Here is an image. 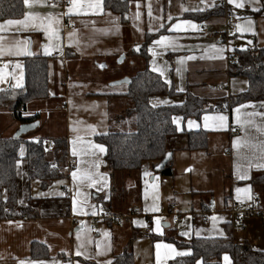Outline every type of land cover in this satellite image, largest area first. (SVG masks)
<instances>
[{"label":"crops","instance_id":"1","mask_svg":"<svg viewBox=\"0 0 264 264\" xmlns=\"http://www.w3.org/2000/svg\"><path fill=\"white\" fill-rule=\"evenodd\" d=\"M95 2L80 0L83 6L80 13L66 14L70 5L67 6L64 13L72 28L63 31L64 18L50 13L56 8L49 0L35 3L30 0L31 6L24 4L22 17L13 20H22L28 13L38 17L36 26L30 24L25 29L5 25L0 31V90L23 85L24 59L30 54L19 53H29L30 49L32 55L49 58L48 88L52 79L63 90L53 104L51 123L45 120V133L33 134L31 130L23 135L50 140L49 159L57 161L62 174L42 188L39 180L29 178L27 162L19 159L17 203L21 206L30 203L35 216L0 219V264H112L115 256L125 251L132 253L134 264H168L183 256L177 253L190 252L187 247L165 240L167 237L183 241L192 237L228 238L264 250V219L236 222L227 211L233 200L264 209V100L211 109L197 118L175 116L178 133L165 140L170 173L155 169L160 162L148 161L136 171L111 172L103 158L105 151L100 152L96 146L105 147L96 138L111 131L131 130L128 120H116L129 102L124 96L88 93L80 84H72L68 77V72H79L83 63L101 66L107 56L115 55L116 59L123 55L118 60L122 63L131 54L137 57L135 68L108 78L107 86L123 85L125 82L110 83L148 67L160 73L164 82L179 93L189 92L209 100L237 95L247 89L248 82L244 76L230 75L227 57L237 49L264 48V0H237L243 7H236L229 0H133L125 18L104 10L102 0L98 8L87 7ZM218 5L224 14L231 11L235 15L234 29L225 30L223 13L205 21L184 17ZM181 6L188 10L182 11ZM57 20L59 23H55ZM184 21H191L196 28L168 30ZM163 28H167L166 32L151 37L146 45L147 61L139 54L140 47L146 36ZM162 35L175 41L176 47L154 44ZM216 40L222 43L217 44ZM106 65L103 63L101 67L104 69ZM149 99L152 106L181 104L185 100L184 95L158 94ZM27 103L21 116L38 114L40 126L42 116L51 110V103L46 98ZM221 115L226 117L223 124L216 119ZM21 124L12 111L0 108V137L10 138ZM47 124L51 132L47 131ZM183 130L206 131L207 147L188 150ZM57 141H64V154L58 150ZM22 149L24 155L25 148ZM71 159L76 163L71 165ZM74 171L78 176L75 182ZM84 174L93 179L80 180ZM68 190L70 196L66 197ZM171 203L178 204L177 222L168 211ZM153 208L157 210L152 211ZM101 212L114 218H102L91 230L92 216ZM32 242L45 245L48 256L32 258ZM219 264H233L230 254L224 253Z\"/></svg>","mask_w":264,"mask_h":264},{"label":"trees","instance_id":"2","mask_svg":"<svg viewBox=\"0 0 264 264\" xmlns=\"http://www.w3.org/2000/svg\"><path fill=\"white\" fill-rule=\"evenodd\" d=\"M103 8L121 18L129 12L130 2L133 0H102ZM24 0H0V21L19 19L24 10ZM264 12V9H262ZM224 14L221 6H214L204 11L185 14L186 19L205 21L213 15ZM145 37L139 54L146 58L145 48L149 39L161 33ZM237 59L230 63L229 73L232 76H244L248 87L237 95H228L218 99H206L193 96L189 92L179 93L166 84L160 73L148 67L139 70L126 83L124 93H110L124 96L130 102L118 116V121L128 120L131 130L122 133L111 131L108 134L97 136L96 140L103 144L106 165L111 172H127L138 170L143 162H161L167 154L166 138L178 133L174 124V117H200L207 111L225 109L245 101L264 100V48L237 49ZM48 56L39 54L30 55L24 60V82L20 87H10L0 90V108L12 111L14 118L22 124L38 121V114L22 117L27 102L45 99L50 96L48 88L49 74ZM158 94L165 96H182L185 100L181 104L152 106L150 97ZM187 149L198 151L207 147V132L204 130L186 131ZM44 138H28L25 136L10 138L0 137V219H19L35 216L31 204L21 206L17 203V162L19 159L27 162V174L30 179L40 181L42 188L47 187L50 181L61 176L60 166L56 160L49 159L47 149L43 145ZM58 150L65 153L64 141H57ZM25 148L24 155H20L21 148ZM167 162L160 170L161 173H170ZM108 214V213H107ZM165 240L174 242L178 247L189 248L187 255L178 256L168 264H219L224 253L230 254L233 264H264V250L254 249L249 243H234L228 238L192 237L183 241L175 237ZM31 257L43 258L48 256L45 245L31 243ZM112 264H134V257L129 251L115 256Z\"/></svg>","mask_w":264,"mask_h":264},{"label":"rangeland","instance_id":"3","mask_svg":"<svg viewBox=\"0 0 264 264\" xmlns=\"http://www.w3.org/2000/svg\"><path fill=\"white\" fill-rule=\"evenodd\" d=\"M105 45V44H103ZM109 44H106L105 46H108ZM131 55V54H130ZM128 54V56H125L126 58L123 59L122 63H118L119 59H122L123 55H118L115 58V55H109L107 56L105 60H102L103 62L101 63V66L103 65V63H107V67L106 68H102L101 66H99L98 64H92L89 63V65H87V63H83L82 66L80 67V71L77 73H70L68 72V77H69V81L73 84V83H78L80 84V87H83L82 90H85L88 93L91 94H96V93H105V94H109L110 91H115L116 93H123L125 87V83L123 85H119V86H114V87H109L107 86V84L105 83V80H108V78L110 77H117L120 74L124 73V71H131L133 70V68H135V62H137V57H135V55L130 56ZM114 61V64H112V60ZM51 62L54 61V59L50 60ZM56 61V60H55ZM134 63V64H132ZM61 68V67H60ZM131 74L129 75V77L135 75ZM168 75V74H167ZM166 79L167 77L165 75H163ZM126 77V76H125ZM128 77V76H127ZM50 96L48 98H46L47 102L51 103V110H47L45 115L42 116L41 119V123L40 126L38 125L35 129H33V134H41V133H45L43 130V128L46 126V119H48L47 121H49V123H51V119L53 117H51V111L52 113H54V108H53V104L58 102L59 99V95H61L63 93V90H61L59 88L58 83L54 85L53 80L51 79V85H50ZM111 92V93H112ZM127 100V99H126ZM130 102V100L128 101ZM116 107V103H112L111 108L114 109ZM53 108V109H52ZM18 120V119H17ZM2 124V123H1ZM48 125V124H47ZM47 128V127H46ZM51 127H49L48 125V132L50 131ZM167 204V203H166ZM165 204V205H166Z\"/></svg>","mask_w":264,"mask_h":264},{"label":"built area","instance_id":"4","mask_svg":"<svg viewBox=\"0 0 264 264\" xmlns=\"http://www.w3.org/2000/svg\"><path fill=\"white\" fill-rule=\"evenodd\" d=\"M49 2L52 6L56 8L55 10H52L50 13L64 18L63 26H62L63 31L72 28L71 24L68 22L65 16V13H64L65 8L70 5V0H49ZM235 24H236L235 15L231 11H225V14H224L225 30L228 31L230 29H234L236 27ZM216 43L221 44L222 41L216 40ZM236 59H237V54L234 52H230L227 57L228 62L233 63L235 62ZM49 144H50V140L43 141V145H45L46 149L49 148L50 146ZM75 163H76V160L71 159L70 164L73 165ZM65 196L66 197L70 196L69 190L66 192ZM177 207H178L177 203H171L168 209L169 213L170 214L172 213V215H174V218H173L174 222L178 221L177 213L175 212V209ZM227 211H229L233 220L236 222L242 221L244 219H257V218L264 219V209L258 207L257 205L255 206L252 203L239 202V201L233 200L231 201ZM102 218H114V216L107 214L105 212H101L99 214L92 216L90 229L94 230L96 225L100 222Z\"/></svg>","mask_w":264,"mask_h":264},{"label":"snow or ice","instance_id":"5","mask_svg":"<svg viewBox=\"0 0 264 264\" xmlns=\"http://www.w3.org/2000/svg\"><path fill=\"white\" fill-rule=\"evenodd\" d=\"M36 0H31V3H35ZM31 3H30V0H24V4L25 6H31ZM229 3H232L234 4L236 7H243V3H238L237 0H229ZM87 7L89 8H98L100 7V0H96V2L94 4H88ZM182 8V11H187L188 9L184 8L183 6H181ZM199 10H202V9H199ZM83 11V6L81 5L80 3V0H70V6L68 7L67 9V13L66 14H71V13H80ZM151 15V12L149 13ZM36 19H38V17H35L33 15H30L28 13H25L24 15V19L22 20H13V19H9V20H6L4 22V24H0V31H3L5 29V25H17V26H23L25 29L29 27V25L31 24L32 26H36L35 25V21ZM49 21H50V24H49V28H51V17L48 18ZM169 20L172 19L171 16L168 17ZM55 23H59V21H55ZM184 26H190L192 29H195L196 28V25L192 24L191 21H184L183 24H175L173 25L171 28H169L168 30L169 31H179V30H182L184 28ZM161 27H163V25H161ZM53 35H55V32L53 31ZM154 44H157V45H161V46H164V47H172V48H175L176 47V44H175V41H173L170 37L168 36H161L159 40L157 41H154ZM19 54H23V55H27V54H30L28 53L27 51H23ZM188 59H193V57H188ZM244 107V106H242ZM255 115V114H253ZM205 119L207 120L208 117H205ZM217 120H219L221 122V124H223V122L226 120V117L221 115V116H218L216 117ZM189 124L191 125L192 122L190 121ZM236 146V142L234 141V147ZM96 147H99V150L100 152H104L105 149L102 147V146H96ZM75 155V152L73 153ZM21 155H23V149L21 150ZM72 178H73V181L75 182L77 179H78V176H77V172H72ZM241 178H244L243 176ZM80 180H92L93 177L90 175V174H84V175H81L79 177ZM91 186V185H89ZM241 189H237V192H240ZM243 191L245 192H248L250 191L249 189H244ZM74 203V211H76V208H75V201H73ZM157 209L156 208H153L152 211H156ZM145 211H148V209L146 208ZM213 219L215 220L216 218L213 217ZM157 223V227L159 228L160 227V224H159V221H156ZM184 234V233H182ZM157 247L159 248L160 245H157ZM166 247H171V246H166ZM80 253L78 252L77 255H79ZM188 253H177V255H187Z\"/></svg>","mask_w":264,"mask_h":264},{"label":"water","instance_id":"6","mask_svg":"<svg viewBox=\"0 0 264 264\" xmlns=\"http://www.w3.org/2000/svg\"><path fill=\"white\" fill-rule=\"evenodd\" d=\"M30 55H32L31 53V49L29 51ZM130 81V77H124L123 79L121 80H118V81H112L110 84H120V83H128ZM38 121H35V122H29V123H25V124H21L19 126V128L15 131V133L13 134V137H20L22 135H25L26 133H28V131H31L33 130L34 128H36L38 126ZM169 158L170 156H168L166 154V157L164 158V160H162L156 167L155 169L156 170H161L164 165L169 161Z\"/></svg>","mask_w":264,"mask_h":264}]
</instances>
